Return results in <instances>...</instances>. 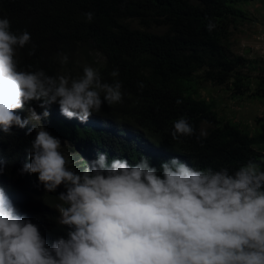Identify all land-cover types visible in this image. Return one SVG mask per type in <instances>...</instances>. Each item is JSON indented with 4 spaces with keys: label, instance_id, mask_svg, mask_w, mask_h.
<instances>
[{
    "label": "trees",
    "instance_id": "obj_1",
    "mask_svg": "<svg viewBox=\"0 0 264 264\" xmlns=\"http://www.w3.org/2000/svg\"><path fill=\"white\" fill-rule=\"evenodd\" d=\"M249 1L0 0V16L10 20L12 30L31 34V42L17 48L21 68L30 65L31 70L43 69L54 76L66 65V73L76 76L75 67L82 74L89 65L109 83L113 82L109 74L118 69L122 82L123 102L112 106L104 102L87 122L66 118L53 104L47 119L31 120L27 127L42 124L51 135L81 149L86 157L76 161L73 154L68 163L76 172L97 152L130 163L142 154L157 168L173 157L190 167L230 171L249 159H264V117L250 131L221 117L216 101L209 102L199 92L205 81L230 84L236 95L250 88V80L240 72L245 58L233 53L229 40L230 27L244 15L241 4ZM88 12L93 13L91 22L85 17ZM209 21L215 24L212 32L206 29ZM33 46L34 55H29ZM97 53L102 64L96 61ZM63 54L68 56L66 64L61 62ZM255 84L250 96L263 99L264 76ZM31 106L42 113L35 102ZM17 112L30 117L27 105ZM180 116L195 129L193 136L181 137L182 142L170 135L172 122ZM26 131L18 127L11 129L12 135L0 131V159L5 165L0 185L18 214L35 223L51 246L67 230L56 208L60 203L56 196L65 189L61 185L55 193H45L36 174H19L36 135Z\"/></svg>",
    "mask_w": 264,
    "mask_h": 264
},
{
    "label": "clouds",
    "instance_id": "obj_2",
    "mask_svg": "<svg viewBox=\"0 0 264 264\" xmlns=\"http://www.w3.org/2000/svg\"><path fill=\"white\" fill-rule=\"evenodd\" d=\"M85 17L91 22L93 13ZM214 28L209 21L207 31ZM31 39L27 30L13 31L10 20L0 16V131H35L18 171L36 174L45 193L63 185L56 208L67 230L49 246L0 185V264H264V159H249L230 171L190 167L173 157L157 168L142 154L130 163L97 152L82 171L70 169L61 140L42 124L27 126L47 119L53 104L66 118L83 123L104 102L122 103L119 70L109 74V83L89 65L79 76L66 73V65L54 76L30 65L21 68L17 48ZM34 52L35 46L28 54ZM61 62H68L66 54ZM26 105L30 117L17 112ZM194 134L187 117L172 122V140ZM4 172L0 159V175Z\"/></svg>",
    "mask_w": 264,
    "mask_h": 264
},
{
    "label": "rangeland",
    "instance_id": "obj_3",
    "mask_svg": "<svg viewBox=\"0 0 264 264\" xmlns=\"http://www.w3.org/2000/svg\"><path fill=\"white\" fill-rule=\"evenodd\" d=\"M244 15L238 22L230 27L229 40L235 55L245 58V64L241 66V73L246 76L251 86L244 94H234L230 84L217 85L210 81L201 82L199 87L202 98L216 101V110L224 119H230L239 123L243 128L255 131L258 127V120L264 117V98L250 96L256 86V79L264 76V0H251L242 3ZM96 61L103 63V57L96 54ZM77 67L73 69L76 76ZM206 127H203L205 130ZM61 140V152L68 162L72 160L73 154L76 161L85 158V154L77 146L69 141ZM79 155V157H77ZM82 155V157H81ZM68 167H70L68 165Z\"/></svg>",
    "mask_w": 264,
    "mask_h": 264
}]
</instances>
